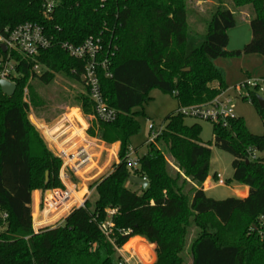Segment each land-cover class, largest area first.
<instances>
[{
  "label": "trees",
  "instance_id": "16d2710c",
  "mask_svg": "<svg viewBox=\"0 0 264 264\" xmlns=\"http://www.w3.org/2000/svg\"><path fill=\"white\" fill-rule=\"evenodd\" d=\"M55 1L44 17L38 0H0V32L29 22L42 26L50 40L35 62L43 69L40 75L33 72V62L10 55L16 89L11 97L0 92V264H117L116 249L134 237L155 246L153 264H264V158L257 156L264 153V108L258 107L257 95L249 93L244 100L256 109L261 136L251 135L241 118L228 119L227 127L213 124V144L232 156V180L248 189L244 199L215 201L205 195L210 149L200 141V128L184 125L177 111L165 118L160 135L137 158L136 169L125 159L129 139L139 132L133 110L149 100L151 90L173 97L177 110L203 105L227 90L225 73L214 61L264 57V0H214L217 6L203 35L188 26L193 0ZM226 2L252 12L251 38L241 50L226 51L227 32L236 26ZM88 38L100 41L98 60L106 59V70L98 69L100 92L116 119L94 121L86 134L106 144L119 143V163L61 224L34 232L32 192L64 186L61 161L28 119L30 109L37 112L44 104L32 89L28 103L23 102V90L32 80L45 86L61 75L83 88L75 101L83 115H91L81 79L85 62L61 48ZM7 55L0 45V65ZM72 114L84 128L77 111ZM248 152L256 154L254 161ZM130 177L144 178L147 186L138 187L139 193L127 189ZM107 221L111 228L105 236L100 227ZM191 228L195 233L187 247Z\"/></svg>",
  "mask_w": 264,
  "mask_h": 264
},
{
  "label": "rangeland",
  "instance_id": "374dc122",
  "mask_svg": "<svg viewBox=\"0 0 264 264\" xmlns=\"http://www.w3.org/2000/svg\"><path fill=\"white\" fill-rule=\"evenodd\" d=\"M226 5L227 8L234 12V17L236 19L235 28L227 32L228 45L226 51L241 50L251 38L248 21L252 17V12L250 8L247 7L234 9L228 3ZM216 6L217 3L214 0H193L188 4V26L194 33L203 35L206 32V24ZM213 64L217 68L222 69L225 73V85L227 86V90L223 93L222 97L223 99L231 100L233 115L243 120L247 131L251 135L261 136L263 134V126L256 109L248 100L243 99L247 95L246 89L240 87L239 90H237L236 88L244 84L248 79L256 80L264 78V57L247 55L241 56L238 59H218L214 61ZM29 85L30 88L23 90L22 101L28 103V92L32 89L38 99L43 102L45 108L37 112L30 109L28 112L30 123L40 133L45 131L41 126L43 123L55 122L62 114L67 113V111L72 108L74 109L77 107L80 109L79 104L75 101V97L83 92V88L76 82H72L61 75H56L53 81L48 85L43 86L33 80L29 82ZM148 97L149 100L145 104L133 110V112L136 113L135 120L139 125V132L129 139L130 147L136 150V154L132 153V157L136 156L140 158L146 154L147 142L150 140L151 133L162 129L165 118L177 111V102L171 96L163 95L158 90L153 89L149 92ZM72 111L70 114L71 116L73 115ZM33 120L36 124H34ZM183 122L186 126L197 125L200 128V141L210 149L207 172L208 183L205 181L202 185L203 191L204 189H208L206 191V196L215 201L233 198L236 187L242 185L232 180V156L218 150L213 144V124L191 118H184ZM85 128L86 126L83 129ZM41 135H43V133H41ZM47 143L49 142L45 140L46 145ZM114 144H108L107 150L109 155H111L113 151ZM257 156L259 158H264V153H259ZM167 159L169 158L167 157ZM216 175L224 182L223 185L217 184ZM44 182L47 183L48 178L47 181L44 179ZM125 187L139 193V188L129 180L125 183ZM45 195L49 197V194L46 193ZM238 197L241 198L242 194H238ZM90 200H92V197H90ZM2 230L3 228L1 227L0 232ZM194 233L195 230L191 228V236H189L187 240V247ZM187 247L184 251L186 263L190 261ZM134 263L135 259L132 261V264Z\"/></svg>",
  "mask_w": 264,
  "mask_h": 264
},
{
  "label": "built area",
  "instance_id": "2783aa9c",
  "mask_svg": "<svg viewBox=\"0 0 264 264\" xmlns=\"http://www.w3.org/2000/svg\"><path fill=\"white\" fill-rule=\"evenodd\" d=\"M38 1L41 3L43 16L48 17V15L54 10L56 1ZM0 45L5 48L6 52H8L6 61L0 65V80L14 84L13 78L16 77L17 74L15 72V61L11 59L10 56L14 52L21 55L24 59L33 62L32 70L36 75H40L43 72L42 67L38 63H35L40 52L45 51L50 47V40L47 38L42 26L26 22L18 24L12 29H3V31L0 32ZM61 48L69 56L85 62L84 72L81 79L92 109V114L87 117L105 124L115 121L116 112L107 106L100 92L98 69L100 68L103 71L106 70V59L101 61L98 60L102 53L100 41L98 39L88 38L79 46L62 44ZM105 77L110 78L111 75L105 73ZM240 87H244L247 91V95L244 98L248 97L249 93H254L264 101V78L256 80L248 79L236 89L239 90ZM223 93L212 99L209 103L180 108L177 110V113L184 118L203 120L212 124H221L222 127H227V120L236 117L233 115L231 100L223 99ZM44 133L48 136L54 147V155L61 161L60 171L63 170L64 172L61 174L59 173L60 181L68 179L70 173L75 174L81 172L90 163V157L85 149H77V144L72 141V139L70 140V138H68L69 134H66L62 139L64 133L62 134L60 130L53 133L49 130H45ZM160 133L161 129L152 132L147 144L153 143ZM132 153H134V151L129 148L125 159L128 166L134 170L138 167V164L137 158L132 157ZM247 157L249 160L254 161L256 159V154L248 152ZM215 178L218 185L224 184L218 175H216ZM47 194H49V197L45 196L48 200V207L50 208V212L54 213L65 204L69 199L70 193L67 190H51L50 192L47 191ZM108 213L113 214L114 211L111 210ZM1 217L2 219L6 218L5 215H2ZM47 223L49 222L44 224L46 228L52 227V223ZM100 228L104 235L107 236L110 232L109 229L111 228V223L107 221L102 224ZM116 252L119 256L117 264H132V261L134 260L132 254L128 253L129 256L125 257L122 253V248L116 249ZM134 264L142 263L136 259Z\"/></svg>",
  "mask_w": 264,
  "mask_h": 264
},
{
  "label": "crops",
  "instance_id": "0c3cea01",
  "mask_svg": "<svg viewBox=\"0 0 264 264\" xmlns=\"http://www.w3.org/2000/svg\"><path fill=\"white\" fill-rule=\"evenodd\" d=\"M72 110H77V116H79L82 122L86 125L85 129L82 128L77 119L70 115ZM93 122L94 120L83 115L81 110L75 107L74 109L72 108L67 111V113L62 114L55 122L47 124L43 123L41 125L43 129L49 130L51 133L60 130L62 134L64 133L62 139L66 134H69L68 138H70V140L72 139V141L77 144V149H85L86 153L90 157V163L81 172L75 174L70 173L68 175V179L61 181L64 186L63 191L67 190L70 193L69 199L54 213L50 212V208L48 207V200L45 196L47 192H32L30 211L34 232L46 228V226H44L46 222L52 223V227L61 224L73 209L80 207L84 201L88 199L91 189L95 183L107 176L112 171L113 167L119 163L117 159L118 143L114 144L113 151L111 152V155H109L107 150V147L109 146L108 144L87 136V130ZM41 133H43V135H41ZM41 133L39 132L40 136H43L42 139L44 142L45 140L49 142L46 146L53 153L54 147L52 146L48 136H46L44 132ZM130 149L133 150L131 147ZM133 151L134 154H136V150ZM63 172V170L60 171V174ZM206 182L208 183V179ZM207 190L204 189L205 195ZM238 194H242V197L239 198ZM233 195L235 198L244 199L248 195V189L245 186H237ZM133 241H136L134 243L135 245L133 244L132 247L126 249V245ZM122 253L125 257L129 256L128 253L132 254L134 259L141 261L142 264H153L155 262V246L149 245L139 237L131 238L122 247Z\"/></svg>",
  "mask_w": 264,
  "mask_h": 264
},
{
  "label": "water",
  "instance_id": "95a60500",
  "mask_svg": "<svg viewBox=\"0 0 264 264\" xmlns=\"http://www.w3.org/2000/svg\"><path fill=\"white\" fill-rule=\"evenodd\" d=\"M2 49L3 51H5L4 47H2ZM15 89H16L15 84L8 81L0 80V92L2 93V95L6 97H11L14 94ZM257 105L261 109L264 108V101L259 97L257 98ZM246 163H248V161H246ZM47 178H48V173H45L46 181ZM129 181L141 189H144L147 186V181L142 178L130 177Z\"/></svg>",
  "mask_w": 264,
  "mask_h": 264
},
{
  "label": "bare ground",
  "instance_id": "6f19581e",
  "mask_svg": "<svg viewBox=\"0 0 264 264\" xmlns=\"http://www.w3.org/2000/svg\"><path fill=\"white\" fill-rule=\"evenodd\" d=\"M136 241H133V242H131L130 244H128V245H126V249H129L130 247H132L133 246V244L135 243ZM135 245V244H134ZM136 247V246H135Z\"/></svg>",
  "mask_w": 264,
  "mask_h": 264
}]
</instances>
